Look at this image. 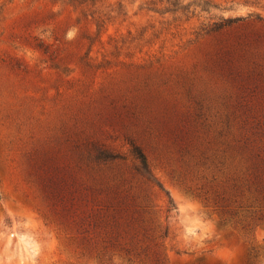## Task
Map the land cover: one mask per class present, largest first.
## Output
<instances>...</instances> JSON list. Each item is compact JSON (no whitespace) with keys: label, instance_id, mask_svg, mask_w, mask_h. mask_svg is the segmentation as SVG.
<instances>
[{"label":"rangeland","instance_id":"1","mask_svg":"<svg viewBox=\"0 0 264 264\" xmlns=\"http://www.w3.org/2000/svg\"><path fill=\"white\" fill-rule=\"evenodd\" d=\"M256 166L264 0H0V264H264Z\"/></svg>","mask_w":264,"mask_h":264},{"label":"trees","instance_id":"2","mask_svg":"<svg viewBox=\"0 0 264 264\" xmlns=\"http://www.w3.org/2000/svg\"><path fill=\"white\" fill-rule=\"evenodd\" d=\"M228 21H233V20H228ZM133 153L135 155V157L139 160L140 162V166H139V173L145 177L148 181L150 182H156L153 175H152V171H151V168H150V164L148 162V159H147V156L145 155V153L140 149V147L138 146H134L133 145ZM105 158L107 159H115L117 158L116 156H113V155H104ZM255 169H252L254 170L252 173H250V176H253V179H254V182H258L259 180L261 182L264 181V170L260 171L261 168L259 167H254ZM262 172V173H261ZM158 186L160 188L161 185L160 183H158ZM262 190V191H261ZM261 190H259V193L260 194H263V199H264V188L262 187ZM171 200V199H170ZM174 208V205L172 203V201H169V205L167 207V212H171V210ZM168 233H169V229L166 228L163 232V237H167L168 236Z\"/></svg>","mask_w":264,"mask_h":264}]
</instances>
